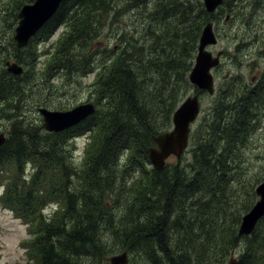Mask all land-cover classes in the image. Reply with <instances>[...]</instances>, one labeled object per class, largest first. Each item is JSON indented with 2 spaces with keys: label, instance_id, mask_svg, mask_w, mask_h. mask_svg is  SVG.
<instances>
[{
  "label": "trees",
  "instance_id": "trees-1",
  "mask_svg": "<svg viewBox=\"0 0 264 264\" xmlns=\"http://www.w3.org/2000/svg\"><path fill=\"white\" fill-rule=\"evenodd\" d=\"M30 2L0 0L8 37L16 13ZM229 4L223 0L216 13H207L202 0H63L24 49L10 39L25 67L46 55L51 77L94 73L91 116L57 133L12 122L0 147V204L27 228L21 245L33 264H108L118 251L132 255L131 264H228L231 257L235 264H264V217L250 236L237 235L256 200L244 169L256 119L247 102L214 109L210 123L191 131L184 166L167 162L157 172L148 159L153 138L169 130L192 89L188 76L202 29ZM136 10L123 28L121 18ZM60 28L49 52L39 53L38 45ZM0 72L6 118L9 97L17 93L18 103L24 97L28 72ZM225 111L221 121L217 115ZM83 136L77 171L68 143ZM27 166L28 180L20 177Z\"/></svg>",
  "mask_w": 264,
  "mask_h": 264
},
{
  "label": "rangeland",
  "instance_id": "rangeland-1",
  "mask_svg": "<svg viewBox=\"0 0 264 264\" xmlns=\"http://www.w3.org/2000/svg\"><path fill=\"white\" fill-rule=\"evenodd\" d=\"M229 2H231V5H226V7H230L221 11L232 15L230 21L225 24L224 17L222 16L221 19L214 22L215 27L216 24L219 26L216 33L217 42L215 46L208 47L214 54L222 52L218 69L211 71L214 78L215 93L213 96L206 95L192 87L186 96L197 94L200 97L201 109L198 118L192 125V132L202 129L204 125L211 122L215 116L213 110L218 101H223V107H226L230 105L233 97L245 94L251 90V84L248 81L253 75L252 64L253 62L259 64V61L255 58V53L257 49L260 50L262 48L261 43L264 42V36L260 37L257 43L251 44V37L246 33L247 31L242 23L251 19L249 13L248 15L242 13L241 5L235 4L234 1ZM137 11L125 14L119 22L120 25L123 28L129 27L131 22L135 20ZM18 12L16 13V17ZM63 31L64 28H60L59 32H56L48 42L38 45V52L42 53L48 49L50 47L49 44L58 39ZM7 33L6 25L0 21V68H5L6 71V62H14L20 65L28 72L22 76L25 79L27 88L23 93L24 97L20 103L16 101L17 93L7 100L9 101L10 109L5 111V114H7L6 118L0 115V134L7 135L12 122L15 127H20L21 122L22 126L26 124L35 127L40 126L45 131L43 119L38 113V109L40 108L50 111H67L81 104L93 103L94 97L91 94L92 88L90 85L93 83L94 73L83 75V73L76 74L74 71L68 70L57 72V74L51 77L50 73H46V55L36 57L29 67H25L20 60H15V52H13L12 44L10 43L13 31L11 37H8ZM48 52L49 50H46V53ZM27 55L28 53L26 52L20 54L22 57H26ZM260 59H264L262 52ZM3 61L4 64H2ZM260 69L264 70V63L263 65L260 64L255 70ZM30 81L34 83L36 89L30 87L28 83ZM227 113L228 111H225L218 115L221 121L224 120ZM252 124L254 125V130L250 134L245 147L244 169L249 182L255 184L254 191L256 186L264 180V109L259 112L258 118L252 121ZM86 144L87 141L83 137L68 143V146H71V166L74 170L78 171L83 166L80 162L85 156V152L82 150ZM184 156L185 161L181 160V166H184L188 160V155L184 154ZM167 162L174 164L176 161L174 158H169ZM24 173L27 174L26 180H28L31 168L27 166ZM14 174L17 175L16 172ZM20 177L25 178L24 175ZM2 190L3 187L0 186V193ZM241 196L243 194L239 195L238 198ZM254 203L251 204L246 212L251 209ZM120 211L121 206L116 207V209L114 208V213L118 214ZM46 213L47 211L45 210L44 214ZM28 235L27 228L19 220H16L10 212L0 206V264H33L28 260L25 250L21 245L29 237ZM103 238L105 240L108 239L107 236ZM122 252L124 251L110 254L107 258ZM128 256L130 261H128V264H131L133 256L130 254Z\"/></svg>",
  "mask_w": 264,
  "mask_h": 264
},
{
  "label": "water",
  "instance_id": "water-1",
  "mask_svg": "<svg viewBox=\"0 0 264 264\" xmlns=\"http://www.w3.org/2000/svg\"><path fill=\"white\" fill-rule=\"evenodd\" d=\"M31 3L22 6L17 14V25L14 29V41L18 49L25 48L35 33L53 16L62 0H30ZM222 0H202L207 13H213ZM216 37L212 23L208 22L202 29L193 67L189 73V83L198 90L211 95L213 93V77L211 69L219 64V53L213 57L207 51L208 47L216 45ZM7 71L20 75L22 68L16 64H6ZM199 100L197 96L187 97L174 111L171 118V128L153 138L155 147L149 149L148 158L157 172L162 171L165 161L173 156L180 159L187 148L190 126L199 114ZM43 119L46 132L57 133L67 130L85 120L94 112L90 103L78 105L67 111H50L44 108L38 110ZM4 135H0V146L4 142ZM257 197L251 209L243 214L238 226L237 235L249 236L257 223L264 217V181L255 190ZM230 258L228 264H235ZM108 264H128L127 252H122L108 258Z\"/></svg>",
  "mask_w": 264,
  "mask_h": 264
},
{
  "label": "flooded vegetation",
  "instance_id": "flooded-vegetation-1",
  "mask_svg": "<svg viewBox=\"0 0 264 264\" xmlns=\"http://www.w3.org/2000/svg\"><path fill=\"white\" fill-rule=\"evenodd\" d=\"M223 1V0H222ZM226 1H234L235 4L241 5L242 6V13H246L250 15V20L248 21H243V26L245 30L247 31L246 33L250 35L251 37V44L257 43L258 39L262 36H264V0H226ZM254 2V3H253ZM258 6L257 8L250 7V6ZM236 6V5H235ZM238 7V6H236ZM260 7V8H259ZM255 11H254V9ZM253 9V10H252ZM259 9V12H257ZM232 12V11H230ZM222 16L224 17V23L227 24L230 21V17L232 16L231 14L224 13L222 11L219 12L218 14V19H221ZM218 24H216V27L214 25V31L215 34L217 33L218 29ZM217 35V34H216ZM217 37V36H216ZM261 49L256 50L255 53V58L256 60L259 61V64L256 62H253L252 64V76L250 77V80L248 81L249 84H251V90L248 91L245 94L242 95H237L232 98V101L230 103L234 102H242L245 103L247 102L249 104L248 108L252 111V116L254 118H258L259 112L264 109V70H255L260 64L263 65L264 59H260V54L262 52L264 56V42L261 43ZM213 53V51H211ZM220 53V59L222 58V52H217ZM213 53L214 56L217 55ZM219 66V65H218ZM218 67H216L213 70H217ZM214 81V78H213ZM214 93H215V88H214ZM213 93V94H214ZM253 94V99L251 98V95ZM213 96V95H211ZM223 101H218L217 104L215 105L214 109H222L225 108L223 107ZM218 117V115H217ZM219 118V117H218Z\"/></svg>",
  "mask_w": 264,
  "mask_h": 264
},
{
  "label": "bare ground",
  "instance_id": "bare-ground-1",
  "mask_svg": "<svg viewBox=\"0 0 264 264\" xmlns=\"http://www.w3.org/2000/svg\"><path fill=\"white\" fill-rule=\"evenodd\" d=\"M254 6V5H253ZM252 5L250 6V7H253ZM255 7V6H254ZM258 6H256L255 8H257ZM260 8V7H259ZM254 9V8H253ZM252 9V10H253ZM258 11L257 12H259V9H257ZM254 11H255V9H254ZM208 22H210V21H208Z\"/></svg>",
  "mask_w": 264,
  "mask_h": 264
}]
</instances>
